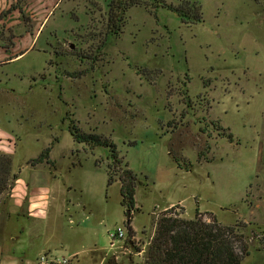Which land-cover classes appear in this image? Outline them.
Wrapping results in <instances>:
<instances>
[{
	"label": "rangeland",
	"instance_id": "1",
	"mask_svg": "<svg viewBox=\"0 0 264 264\" xmlns=\"http://www.w3.org/2000/svg\"><path fill=\"white\" fill-rule=\"evenodd\" d=\"M111 1L47 0L44 17L13 19L12 36L39 38L0 60V153L17 176L0 200L1 249L34 264L44 253L143 264L161 215L192 220L198 210L205 222L239 226L240 264H264V200L252 204L264 196V0H165L199 3L196 24L147 2L127 11L118 35ZM70 121L109 139L120 168L138 176L129 224L110 149L75 143ZM49 146L50 162L33 167ZM28 181L48 189L46 208L29 212ZM117 228L124 238L112 242Z\"/></svg>",
	"mask_w": 264,
	"mask_h": 264
},
{
	"label": "trees",
	"instance_id": "2",
	"mask_svg": "<svg viewBox=\"0 0 264 264\" xmlns=\"http://www.w3.org/2000/svg\"><path fill=\"white\" fill-rule=\"evenodd\" d=\"M153 10L166 8L174 12L182 22L196 24L202 22L201 5L182 1L179 5L167 4L165 0H112L108 5V19L113 21L111 33H122L125 24V15L134 7H148ZM68 131L73 141L85 144L91 149L106 147L110 149L111 166L120 183L121 205L130 211L135 209V190L140 184L138 176L128 168H120L121 161L115 145L107 138L96 133H85L70 121ZM232 141V135L227 134ZM51 146L45 148L30 164L49 163ZM13 158L9 154L0 153V200L9 193L11 182L17 179L12 173ZM114 182L112 174H108L107 186ZM3 200V199H2ZM1 200V201H2ZM196 210L192 220L179 216H171L170 212L161 215L155 224L154 234L145 253L143 264H240L243 255L248 254V243L239 226H226L219 223L213 216L205 222ZM129 224V222H128ZM245 228L246 225H241ZM129 230L130 226H128ZM240 249L241 253H238Z\"/></svg>",
	"mask_w": 264,
	"mask_h": 264
},
{
	"label": "crops",
	"instance_id": "3",
	"mask_svg": "<svg viewBox=\"0 0 264 264\" xmlns=\"http://www.w3.org/2000/svg\"><path fill=\"white\" fill-rule=\"evenodd\" d=\"M21 6L16 7L17 0H0V16L2 18L0 19V27L3 28V31H5L7 34L4 39H6V42L0 41V60L1 59H7V58H16L23 54L25 51L30 50L35 43L37 42L39 35L35 34L34 36H30L28 38L26 35L25 36H12L10 29L13 28L17 24V21L13 20L16 18V16H22L23 14L29 13V14H34L35 16H45L46 13L48 12V4L47 0H23ZM39 29L36 30L38 31L39 34H41V29L44 27L43 24H38ZM41 25V26H40ZM5 36V35H4ZM4 44V45H2ZM20 44V45H19ZM7 45H10L11 48H16L18 46H22L24 49L21 53L15 55V56H9L10 51L7 49ZM9 56V57H8ZM262 96L264 98V93H262ZM264 111L261 114L262 121L264 122ZM263 143L261 145H264V138H262ZM260 154L262 155V150L260 149ZM256 178H259V174L256 175ZM262 184H264V180L261 181ZM29 185V186H28ZM28 186V196L26 197V200L28 201V210L29 212L31 211H38L40 207L45 205V208L47 207L48 204V199H49V191L48 189H41L34 185L32 182H27ZM19 188V187H17ZM21 189L19 188L18 191ZM259 193V192H257ZM14 198V197H13ZM17 200V199H16ZM264 200V196L257 195L255 198V201L252 203L254 205H258V201ZM21 203V202H20ZM18 203H15L11 200V206L7 210L6 217L9 219L14 216L15 214V208ZM254 206V209L255 207ZM40 211V210H39ZM43 254V253H42ZM45 254V253H44ZM0 264H34L32 261L29 259H23V258H17L13 252H7L6 250L1 249L0 246Z\"/></svg>",
	"mask_w": 264,
	"mask_h": 264
},
{
	"label": "built area",
	"instance_id": "4",
	"mask_svg": "<svg viewBox=\"0 0 264 264\" xmlns=\"http://www.w3.org/2000/svg\"><path fill=\"white\" fill-rule=\"evenodd\" d=\"M109 237L113 241H118L124 238V232L121 228H117V230L113 233L109 234ZM38 264H68L69 260L65 258H49L48 255L43 254L40 256V258L37 260Z\"/></svg>",
	"mask_w": 264,
	"mask_h": 264
},
{
	"label": "water",
	"instance_id": "5",
	"mask_svg": "<svg viewBox=\"0 0 264 264\" xmlns=\"http://www.w3.org/2000/svg\"><path fill=\"white\" fill-rule=\"evenodd\" d=\"M126 215H127V218H126V222L128 223L129 222V215H130V210L129 209H127V211H126Z\"/></svg>",
	"mask_w": 264,
	"mask_h": 264
}]
</instances>
